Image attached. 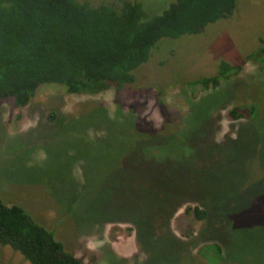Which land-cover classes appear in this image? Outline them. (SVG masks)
Segmentation results:
<instances>
[{"label": "rangeland", "instance_id": "obj_1", "mask_svg": "<svg viewBox=\"0 0 264 264\" xmlns=\"http://www.w3.org/2000/svg\"><path fill=\"white\" fill-rule=\"evenodd\" d=\"M78 1L150 15L175 2ZM263 45L264 0H237L199 34L160 40L121 88L0 101V199L84 264H264V74L247 59ZM221 62L240 71L201 84ZM249 105L258 115L229 116ZM98 108L113 125L81 120ZM0 264L28 263L0 246Z\"/></svg>", "mask_w": 264, "mask_h": 264}, {"label": "trees", "instance_id": "obj_2", "mask_svg": "<svg viewBox=\"0 0 264 264\" xmlns=\"http://www.w3.org/2000/svg\"><path fill=\"white\" fill-rule=\"evenodd\" d=\"M236 1L175 0L150 15L134 2L91 6L78 0H0V101L24 107L43 85L64 87L69 94L121 88L134 80L133 71L148 62L160 40L199 34L208 24L231 16ZM247 59L257 62L264 74V45ZM239 71L240 66L221 62L217 76L200 83L217 87ZM99 112L94 117L90 111L81 120L91 116L100 127L113 125L103 120V109ZM245 113L259 112L249 105L229 116L237 119ZM187 211L199 220L206 216L197 207ZM0 246L11 248L28 264H84L24 208L1 199Z\"/></svg>", "mask_w": 264, "mask_h": 264}]
</instances>
